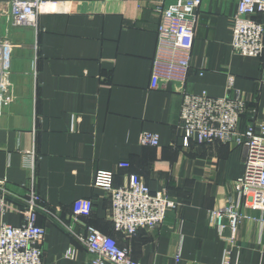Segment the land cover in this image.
Returning <instances> with one entry per match:
<instances>
[{
  "label": "crops",
  "instance_id": "0c3cea01",
  "mask_svg": "<svg viewBox=\"0 0 264 264\" xmlns=\"http://www.w3.org/2000/svg\"><path fill=\"white\" fill-rule=\"evenodd\" d=\"M173 2L58 0L54 11L38 16L36 32L1 19L0 35L15 46L11 88L0 104L3 222L18 226L30 195L38 197L42 264L90 262L92 256L66 231L81 236L88 226L141 264H220L230 248L229 229L211 225L208 212L236 201L233 186L243 174L244 150L196 140L183 146L182 92L240 94L255 110L256 124H264L261 59L232 52L236 0H202L185 81H162L151 89L161 11ZM255 19L264 26V14ZM250 117L241 118L240 130ZM144 132L155 134L158 146H142ZM123 162L127 169L119 167ZM99 171L113 173L115 188L138 175L151 193L165 190L178 206L159 228L127 238L113 230L108 195L93 187ZM236 241L233 264H264V226L243 220Z\"/></svg>",
  "mask_w": 264,
  "mask_h": 264
},
{
  "label": "built area",
  "instance_id": "2783aa9c",
  "mask_svg": "<svg viewBox=\"0 0 264 264\" xmlns=\"http://www.w3.org/2000/svg\"><path fill=\"white\" fill-rule=\"evenodd\" d=\"M58 0H0V22L4 19L12 27H29L36 32L38 16L56 9ZM162 1V0H159ZM202 0H174L162 11V20L157 28L158 47L152 63L150 88L156 89L162 81L183 83L190 67L191 50L194 42L196 12ZM237 10L232 17L231 49L234 54L260 58L264 73V26L256 16L264 14V0H236ZM15 46L0 35V104L7 102L9 94L11 60ZM37 50L34 42L33 51ZM228 78L227 89L232 88ZM264 82V77H263ZM250 114V124L240 130L241 118ZM255 110L249 108L240 94L233 97L213 98L206 92L194 94L182 92L179 115V133L183 146L191 140L200 144L222 143L244 150L243 174L233 186L236 201L228 202L222 208L208 212L209 223L219 231L229 229L226 239L230 248L224 251L220 264H233L238 226L245 219L264 226V217L258 219L243 210L264 215V124H256ZM142 146L156 147L159 144L155 134L144 132L140 136ZM127 169L126 162L119 164ZM33 171V168H32ZM4 182L0 180V188ZM93 187L106 192L111 210L110 221L113 230L127 238L139 230L159 228L170 210L178 204L171 200L165 190L151 193L138 175L126 176L120 187L113 186V173L97 172ZM3 191V190H2ZM0 264H42L41 242L44 230L37 225V213L42 210L34 194L26 201L22 211L23 220L18 226L3 222L5 194L0 192ZM76 204L74 215H79ZM66 231L80 244L92 259L87 264H141L134 261L116 240L105 236L88 226L84 235L78 236ZM71 255L68 250L66 256Z\"/></svg>",
  "mask_w": 264,
  "mask_h": 264
}]
</instances>
